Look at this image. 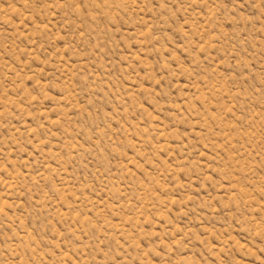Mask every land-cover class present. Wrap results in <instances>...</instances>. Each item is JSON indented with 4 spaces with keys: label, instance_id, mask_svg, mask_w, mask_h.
<instances>
[{
    "label": "rangeland",
    "instance_id": "obj_1",
    "mask_svg": "<svg viewBox=\"0 0 264 264\" xmlns=\"http://www.w3.org/2000/svg\"><path fill=\"white\" fill-rule=\"evenodd\" d=\"M0 264H264V0H0Z\"/></svg>",
    "mask_w": 264,
    "mask_h": 264
}]
</instances>
